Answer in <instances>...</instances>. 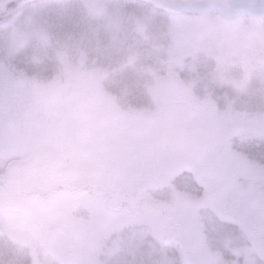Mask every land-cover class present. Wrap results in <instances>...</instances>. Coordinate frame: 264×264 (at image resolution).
Listing matches in <instances>:
<instances>
[{
    "label": "rangeland",
    "instance_id": "374dc122",
    "mask_svg": "<svg viewBox=\"0 0 264 264\" xmlns=\"http://www.w3.org/2000/svg\"><path fill=\"white\" fill-rule=\"evenodd\" d=\"M54 229L72 264H264V17L0 0V264H58Z\"/></svg>",
    "mask_w": 264,
    "mask_h": 264
},
{
    "label": "water",
    "instance_id": "95a60500",
    "mask_svg": "<svg viewBox=\"0 0 264 264\" xmlns=\"http://www.w3.org/2000/svg\"><path fill=\"white\" fill-rule=\"evenodd\" d=\"M178 42L180 38L178 37ZM173 88L183 95L185 102L192 107V98L188 95L182 82L175 75L169 76ZM45 245L51 256L58 264H72V249L66 239L65 234L60 229L50 230L45 236ZM243 264H251L246 260Z\"/></svg>",
    "mask_w": 264,
    "mask_h": 264
},
{
    "label": "trees",
    "instance_id": "16d2710c",
    "mask_svg": "<svg viewBox=\"0 0 264 264\" xmlns=\"http://www.w3.org/2000/svg\"><path fill=\"white\" fill-rule=\"evenodd\" d=\"M3 1H5V2H8L7 0H3ZM192 183H193V185H194L196 188H198V189H202V188L198 187V185H197V184H195V182H194V180H193V179H192Z\"/></svg>",
    "mask_w": 264,
    "mask_h": 264
},
{
    "label": "bare ground",
    "instance_id": "6f19581e",
    "mask_svg": "<svg viewBox=\"0 0 264 264\" xmlns=\"http://www.w3.org/2000/svg\"><path fill=\"white\" fill-rule=\"evenodd\" d=\"M263 3V0H260ZM264 4V3H263Z\"/></svg>",
    "mask_w": 264,
    "mask_h": 264
}]
</instances>
